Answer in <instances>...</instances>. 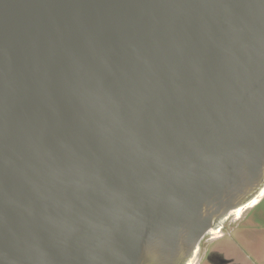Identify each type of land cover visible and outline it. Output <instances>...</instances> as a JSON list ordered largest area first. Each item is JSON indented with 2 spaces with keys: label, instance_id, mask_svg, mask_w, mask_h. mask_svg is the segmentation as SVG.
I'll use <instances>...</instances> for the list:
<instances>
[{
  "label": "water",
  "instance_id": "obj_1",
  "mask_svg": "<svg viewBox=\"0 0 264 264\" xmlns=\"http://www.w3.org/2000/svg\"><path fill=\"white\" fill-rule=\"evenodd\" d=\"M264 191V0H0V264H189Z\"/></svg>",
  "mask_w": 264,
  "mask_h": 264
},
{
  "label": "rangeland",
  "instance_id": "obj_2",
  "mask_svg": "<svg viewBox=\"0 0 264 264\" xmlns=\"http://www.w3.org/2000/svg\"><path fill=\"white\" fill-rule=\"evenodd\" d=\"M230 216L222 222L229 224L226 236L212 242L211 239L202 241L206 249L194 257V264L199 260L202 264H261L255 263L252 256L253 250L264 254V203L235 222L230 223Z\"/></svg>",
  "mask_w": 264,
  "mask_h": 264
},
{
  "label": "flooded vegetation",
  "instance_id": "obj_3",
  "mask_svg": "<svg viewBox=\"0 0 264 264\" xmlns=\"http://www.w3.org/2000/svg\"><path fill=\"white\" fill-rule=\"evenodd\" d=\"M249 208H250V207H249ZM247 209H248V208L244 209V210H243L240 214H238V215H236V212H233V213H232V214H233L232 216H230V215H231V214H230L229 216L232 217L230 223L235 222L236 220H238V219H240V218H244L243 215H244V212H245ZM228 225H229V224H228ZM228 225H226V224H222L221 227L218 229V230H219V233H214V232H216V231H218V230H216V231H212V232H209V233L204 237V239H203L202 241L204 242V241H207V239H211L210 242H212V241H214V240H216V239H220V238L225 237V236H226L225 229L227 228ZM211 233H212V234H211ZM203 242H201L200 247H199V249H198L196 255H197L199 252H200L199 254H202L203 250L206 249V247H204L206 244H203ZM197 264H202V262L199 260Z\"/></svg>",
  "mask_w": 264,
  "mask_h": 264
},
{
  "label": "crops",
  "instance_id": "obj_4",
  "mask_svg": "<svg viewBox=\"0 0 264 264\" xmlns=\"http://www.w3.org/2000/svg\"><path fill=\"white\" fill-rule=\"evenodd\" d=\"M263 203H264V194L260 197V199L258 200V202L254 206L248 208L244 212L243 217L248 213L249 210H253V209H255L256 207L260 206ZM252 257H254L256 259L255 263H258L259 262L261 264H264V254H260L259 251L257 252L255 250H253V256Z\"/></svg>",
  "mask_w": 264,
  "mask_h": 264
},
{
  "label": "bare ground",
  "instance_id": "obj_5",
  "mask_svg": "<svg viewBox=\"0 0 264 264\" xmlns=\"http://www.w3.org/2000/svg\"><path fill=\"white\" fill-rule=\"evenodd\" d=\"M263 194H264V191H263V193L260 195V197H261ZM260 197H256V198L253 200V202L249 203V204H248L247 206H245L244 208H241V209L235 211V212H236V215L240 214L244 209L254 206V205L258 202V200L260 199ZM189 264H194V259H193Z\"/></svg>",
  "mask_w": 264,
  "mask_h": 264
}]
</instances>
